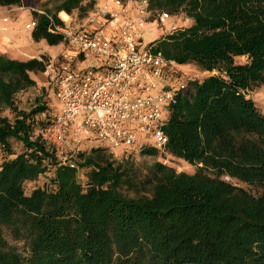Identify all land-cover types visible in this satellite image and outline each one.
<instances>
[{
  "label": "trees",
  "instance_id": "trees-1",
  "mask_svg": "<svg viewBox=\"0 0 264 264\" xmlns=\"http://www.w3.org/2000/svg\"><path fill=\"white\" fill-rule=\"evenodd\" d=\"M95 6L61 0L33 11L32 39L64 42L49 31L52 21L63 24L59 12L74 25ZM150 8L193 21L149 45L186 73L194 65L207 74L188 81L164 125L167 152L196 169L160 160L136 167V150L113 158L89 141L75 167L59 163L42 136L57 108L53 90L41 88L29 109L15 103L49 56L0 54V109L14 113L0 114V264H264V113L246 95L264 84V0H150ZM139 152L158 153L151 145ZM47 171L49 181L35 184Z\"/></svg>",
  "mask_w": 264,
  "mask_h": 264
},
{
  "label": "built area",
  "instance_id": "built-area-1",
  "mask_svg": "<svg viewBox=\"0 0 264 264\" xmlns=\"http://www.w3.org/2000/svg\"><path fill=\"white\" fill-rule=\"evenodd\" d=\"M154 12L150 0H104L79 23L59 15L63 24L52 21L49 31L62 34L67 49L50 56L42 72L57 105L42 136L59 163L75 167L70 151L92 140L115 155L151 145L168 164L164 125L195 77L153 45H142L146 25L156 23ZM169 18L165 11L157 13L161 21ZM36 25L31 17L24 28ZM180 29L172 24L167 33Z\"/></svg>",
  "mask_w": 264,
  "mask_h": 264
},
{
  "label": "rangeland",
  "instance_id": "rangeland-1",
  "mask_svg": "<svg viewBox=\"0 0 264 264\" xmlns=\"http://www.w3.org/2000/svg\"><path fill=\"white\" fill-rule=\"evenodd\" d=\"M60 1L61 0H40L35 7H23V6H19V7L22 8V10H26V12L29 14V17H33V14H32L33 11L39 10V11L44 12L43 9H49V10L53 11L54 6L57 3H59ZM101 1L103 2L104 0H96V4L100 3ZM10 8H17V7H9L8 9H10ZM32 8L36 9V10H32ZM161 11H165V12L169 13L170 18L168 20L161 21L160 19H157V15H155L156 23H151L149 26V29L152 32L149 33V29L146 28L142 34L141 42H142L143 46L149 45L153 40L155 42H157L158 40L164 38L167 34H169V33H167V29L172 24L183 29V28L189 27L193 22L192 19L187 17L185 15V13L182 11H179L177 13H172V12L165 10V9H163ZM7 15L11 18L12 21H15L14 23H16V17L18 16L17 13L9 12V13H7ZM58 15L63 17L61 15V12H59ZM68 18L70 20L71 15ZM24 23H23V26H24ZM43 48H45V49H43ZM65 49H67V45L65 42L59 43L57 45H48L46 42L40 41L33 47V50L38 51V52H42V53H39L38 56H33V57H39L41 54H45V55L50 57V56L58 55L59 53H61ZM7 57H9V56H7ZM15 57H16V59H21V60L32 58L31 56H29L27 54L23 55L22 53L16 55ZM236 61L237 62L245 61V57L240 56V57L236 58ZM186 70L190 71L189 72L190 75H192L193 77H195L196 79H199V80H201L203 77H205L207 75L203 71H199L194 65L186 67ZM31 76L36 81L35 85L28 87L24 90H21L17 94H15V103L17 104V106L19 108H22V109H29L30 107H32L35 104V100L37 98H39L40 96H42V97L45 96L44 95L45 94L44 89H49V86L46 84V79H45L44 75L42 74V72L41 73L40 72L31 73ZM41 88H44V89L42 90ZM246 95H247V97L251 98L254 101L255 105L258 107V109L262 113H264V84H262L260 86H255L252 89L247 90ZM0 114L8 116L10 119H12L14 116V113L12 112V110H10L7 107H2L0 109ZM136 134L138 137L144 136L143 132H136ZM98 143H99L98 141H92L91 140L88 142V146L99 145ZM80 147H83V146L81 145ZM72 151L73 150H71L70 152L74 154V156L76 157V159L78 161V156H77L76 152H72ZM168 154H169V156H168L169 162L167 165L174 167L176 169V171H178V172L184 171L187 173H192L196 169L195 165L190 164L181 158H177L170 153H168ZM111 155L113 158H120L118 155H115V154H111ZM159 159H160L159 153H157L155 155H147V154H141V152L135 151L132 153L130 161H132V163H134L136 167L138 166L140 168H143V167L151 165L152 163L159 161ZM50 175H51V173L49 171L43 173L42 175H40L37 178V180L35 181V184H42L44 182L49 181ZM77 179L79 180V182H84L86 180V171L83 169H78ZM5 234H6V236H8L7 232H5Z\"/></svg>",
  "mask_w": 264,
  "mask_h": 264
},
{
  "label": "crops",
  "instance_id": "crops-1",
  "mask_svg": "<svg viewBox=\"0 0 264 264\" xmlns=\"http://www.w3.org/2000/svg\"><path fill=\"white\" fill-rule=\"evenodd\" d=\"M9 12L17 13L16 23L7 15ZM4 18H7V21H3ZM30 18L26 10H22L20 7L10 9L0 7V54L7 55L10 58H16L15 56L21 53L31 57L38 56L39 53H42L33 50V47L38 42L44 40L34 41L31 37V31L26 30L23 26V23Z\"/></svg>",
  "mask_w": 264,
  "mask_h": 264
},
{
  "label": "bare ground",
  "instance_id": "bare-ground-1",
  "mask_svg": "<svg viewBox=\"0 0 264 264\" xmlns=\"http://www.w3.org/2000/svg\"><path fill=\"white\" fill-rule=\"evenodd\" d=\"M61 15L63 16L64 19H68V17H69L65 12H61ZM150 24L146 25L147 29H149Z\"/></svg>",
  "mask_w": 264,
  "mask_h": 264
}]
</instances>
